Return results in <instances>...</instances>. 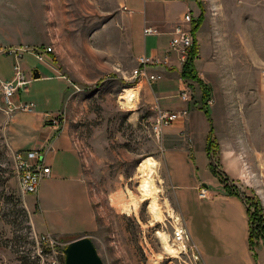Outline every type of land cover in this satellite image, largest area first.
<instances>
[{"label": "rangeland", "instance_id": "rangeland-1", "mask_svg": "<svg viewBox=\"0 0 264 264\" xmlns=\"http://www.w3.org/2000/svg\"><path fill=\"white\" fill-rule=\"evenodd\" d=\"M173 1L163 14L172 21L183 17L171 33L166 56L158 57L160 63L150 74L160 75L159 83L165 71L176 72L172 59L181 65L182 72L181 54L171 47L174 32L182 27L193 34L195 21L202 18L196 34L198 66L214 59L216 69L220 63L232 90L219 97L215 121L211 114L210 118L205 114L224 150L222 159L216 152L212 156L220 167H216L218 177L209 175L211 191L223 190L229 196L224 172L236 194L229 197L240 199L246 207L254 259H258L257 250L264 264V0ZM161 2L0 0V264H66L68 247L83 237L93 243L103 264H223L216 263L212 249L206 251L207 262L203 261L199 248L206 240L200 234H193L195 242L191 237L185 248L175 243V232L187 224L167 180L163 138L189 110H164L143 87L144 83L152 87L156 83L136 77L139 59L152 57L151 50L167 40L160 35V28L144 25L143 9ZM187 15L194 21H186ZM144 28L157 33L146 37ZM42 48L52 49L50 65L39 62L33 53ZM144 49L147 54L139 56ZM17 67L24 77L21 86L17 85ZM35 71L48 79H40V75L35 79ZM238 81L241 93L236 89ZM126 90L137 95L133 107L122 99ZM208 90L212 99L211 88ZM8 91L13 92L10 98ZM183 91L191 94L190 100H184ZM176 96L194 109L199 103L202 110L198 82L186 81V88ZM17 97L21 103L16 105ZM158 111L187 114L157 135L154 118ZM46 112L54 115L48 114L41 123L39 115ZM15 113L20 114L27 131L32 132L34 124L65 132L82 162L91 208L85 209L76 185L48 181L53 178L52 168L39 150H22L40 155L29 172L44 166L51 173L39 177L36 192L23 191L26 175L15 157L19 150L10 147L7 137ZM204 128L199 122L196 150L201 149V138L207 136ZM148 158L158 162L155 185L161 222L150 212L152 200L144 201L140 191L144 181L140 166ZM237 160L240 165L234 168ZM56 165L58 170L60 159ZM200 188L209 193L208 188ZM189 226L194 228L191 219ZM162 234L168 235L169 244L178 250L175 255L165 252Z\"/></svg>", "mask_w": 264, "mask_h": 264}, {"label": "crops", "instance_id": "crops-1", "mask_svg": "<svg viewBox=\"0 0 264 264\" xmlns=\"http://www.w3.org/2000/svg\"><path fill=\"white\" fill-rule=\"evenodd\" d=\"M172 2L174 1L162 0L161 3H152V5L147 6L142 11L144 14L145 28L147 26L158 27L163 31L159 30L160 35L162 37L167 36L166 41L159 44L157 49H153L149 53L150 56L158 60V57L166 56L170 48L171 33L175 25L183 17L181 15L179 19L172 21L169 19V16L163 14L166 6ZM145 30H143L144 35ZM136 49L138 50V47ZM145 52L144 49L139 56L145 54ZM199 61V59L196 61V68L200 79L203 80L205 85L211 88L212 99L208 101V106L212 119L215 121L214 116L218 109L217 103L219 102V97L221 94L227 93L230 85L225 80L226 71L221 69L220 63L216 64L217 67L215 69V61L213 59V61L199 68ZM172 64H174L176 72H168V70L164 73L162 72V81L154 84V87L144 83L143 87L147 96L153 93L155 97L153 101L158 100L157 102L164 110L168 109V111L172 112L189 110L188 116L168 128L163 138V144L165 145L163 161L167 168V180L174 190L180 215L185 219L193 241L194 235L196 236L197 234L204 236V240H208L209 244L202 240V248L198 247L201 251L203 261L207 262L208 256L206 255V251L212 249L216 256V263L220 261L223 264H261L257 250L256 253L259 259L257 261L254 259V253L251 251L249 243V218L244 203L236 197L226 196L223 190L220 193L211 191V179L209 178V175L212 174L210 170L211 162L206 151L210 132L209 122L204 111L200 109L199 103L197 104V109H194L193 106L190 107L189 103H185L177 98L176 95L186 88V81L180 77L181 65H178L176 59H172ZM154 68H157V66ZM215 70L217 71L216 75ZM151 72L154 71L151 70ZM33 73L32 75L38 73L41 77L40 79H48V77H43L38 71ZM213 76L217 77L214 79ZM236 84L238 86L236 88L238 93H241V81H238ZM250 87L249 85L248 88ZM171 96H173L174 100L170 98ZM19 102L20 97L15 98L16 105ZM48 114L54 115V113L50 114L49 112L38 114L41 123H45V118ZM19 115L18 113L12 115L8 125L7 137L10 147L15 151H41L46 159L47 165L51 166L53 172V178L48 181L54 182L61 180L76 185L81 191L82 203L85 209L88 210L91 208L88 188L83 178L82 162L73 150L71 140L66 136L65 132H58V129H52L44 125L37 127L34 124L31 126L32 132L27 131L28 128L21 125ZM199 122L202 123V129L204 127L206 128L204 129L207 130V136L206 138L205 136L201 138V149L196 150L195 137L197 134L196 131L199 129ZM215 138L221 148L219 155H221L220 158L222 159L224 154V150L222 149L223 145L220 137L216 133ZM59 159L60 166L56 170V164ZM239 165L240 161L237 160L234 162L233 167L235 168V166ZM215 179L218 181L217 178ZM220 185L218 181V186ZM201 186L208 188L210 193L209 199L202 200L199 198L198 189ZM190 219L194 225L193 229L189 226Z\"/></svg>", "mask_w": 264, "mask_h": 264}, {"label": "built area", "instance_id": "built-area-1", "mask_svg": "<svg viewBox=\"0 0 264 264\" xmlns=\"http://www.w3.org/2000/svg\"><path fill=\"white\" fill-rule=\"evenodd\" d=\"M186 21L191 22V16L187 15L185 17ZM156 31L152 29H146L147 35H156ZM194 46V37L190 30H186L185 28H178L173 35L172 41H171V47L174 51H179L181 53L180 60L184 61L186 58V55L190 49H192ZM35 54V57L39 60V62L44 64H51L52 62L49 59V52L47 49H35L33 51ZM160 61L156 59L155 57H146L143 56L139 59V69L136 70V77L142 78L143 80H149L150 83H156L158 80L161 79L160 75L150 74L149 68H154L155 66L159 65ZM17 74H16V80L18 81L19 86L24 85V77L19 70V68H15ZM11 86H14V84H10ZM4 90V88H3ZM183 98L184 100H190L189 93L183 91ZM13 92L8 91V97H12ZM187 112L182 113H169V112H161L158 111L154 122V131L157 135H160L163 130L169 126H171L173 123L181 119L183 116H185ZM40 155L35 151H22L19 150L16 152L15 157L18 159V162L21 164V169L24 171L23 182H22V189L25 193H34L36 192V189L38 188V179L39 177L43 176L44 174L49 175L51 173L50 169L44 168L42 166L37 172H29L30 166L34 162H38ZM34 174V175H33ZM199 196L201 199H208L209 193L206 189L200 188L199 189ZM179 229V235H180V242L182 247H186V244L191 242V236L188 232V229L183 227L178 228ZM196 247V246H195ZM197 249V248H196ZM198 252V251H197ZM195 259L198 260V255L195 256Z\"/></svg>", "mask_w": 264, "mask_h": 264}, {"label": "bare ground", "instance_id": "bare-ground-1", "mask_svg": "<svg viewBox=\"0 0 264 264\" xmlns=\"http://www.w3.org/2000/svg\"><path fill=\"white\" fill-rule=\"evenodd\" d=\"M192 21H194V19ZM145 36H149V35L146 34V30H145ZM193 37H194V35H193ZM194 43H195V37H194ZM189 51H188V53H189ZM48 52H49V55H50L52 53V49L49 48ZM177 52H179V51H177ZM188 53L186 55L184 63H185V61L188 58ZM151 69L152 68H149L150 72H151ZM263 79H264V77H263ZM144 80H146V79H144ZM136 98H137V95L133 92V90H126L125 96L122 97V99H125V101H127V105L130 106V107L135 106L134 104L136 102ZM190 98H191V96H190ZM157 167H158V162L155 161L154 159L148 158V159H146V160H144L142 162V164L140 166V169L142 170L144 181H143V184L140 187V191H141V193L143 195L144 201H148V200L151 201L152 200L151 207H150V212H151V214L154 217L156 222H161L162 214H161V211H160V209L158 207L157 195H156L158 193V189H157V187L155 185V173L157 171ZM160 237L162 239L163 248H164L165 252L167 254H170V255H175V253L178 252V250L175 248L174 244H172V245L169 244V236L162 234ZM175 238H176V242L175 241L174 242L177 245L181 246L179 231L175 232Z\"/></svg>", "mask_w": 264, "mask_h": 264}, {"label": "trees", "instance_id": "trees-1", "mask_svg": "<svg viewBox=\"0 0 264 264\" xmlns=\"http://www.w3.org/2000/svg\"><path fill=\"white\" fill-rule=\"evenodd\" d=\"M201 20L202 18H200L199 20L195 21V25H194V28H193V35L195 37V43H194V46L193 48L191 49L190 53H188V58L187 60L185 61L184 65H183V69H182V72H181V77L183 80L185 81H195V82H198L200 85H201V90H202V93H203V98H202V101H203V107H202V110L205 112V114L210 118V111H209V106H208V101H209V90H208V87L207 85L204 84V82L200 79V77L198 76L197 72H196V69H195V61L198 59V56H199V47H198V42H197V31L199 29V26H200V23H201ZM210 122L211 119H210ZM219 145L217 143V140L215 138V134H214V129L213 127L211 126L210 128V132H209V138H208V142H207V155L209 157V160L211 162L210 164V170L212 172V174L216 177H218L217 173H216V167L220 165L214 163V160H213V155H214V152L215 155H217L219 153ZM223 174L225 178V191L226 193L229 195V196H235L236 194H233L232 193V190L233 189H230L227 182H229V178L227 177V175L224 173V172H221ZM261 222V220L259 221ZM264 231V228L262 229V232ZM249 243H250V246L253 247V239H252V236H251V233H250V236H249ZM254 258L256 259V255H254Z\"/></svg>", "mask_w": 264, "mask_h": 264}, {"label": "water", "instance_id": "water-1", "mask_svg": "<svg viewBox=\"0 0 264 264\" xmlns=\"http://www.w3.org/2000/svg\"><path fill=\"white\" fill-rule=\"evenodd\" d=\"M35 79L39 75L35 74ZM66 264H103L93 246V243L83 237L73 241L66 251Z\"/></svg>", "mask_w": 264, "mask_h": 264}]
</instances>
